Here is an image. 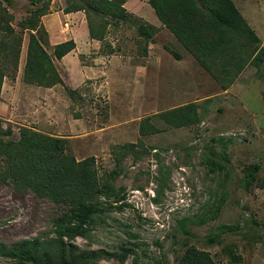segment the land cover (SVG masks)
I'll use <instances>...</instances> for the list:
<instances>
[{"label": "rangeland", "instance_id": "1", "mask_svg": "<svg viewBox=\"0 0 264 264\" xmlns=\"http://www.w3.org/2000/svg\"><path fill=\"white\" fill-rule=\"evenodd\" d=\"M235 1L263 39L264 0ZM238 2H246L247 12ZM65 3L53 0L48 12L63 9ZM138 4L128 0V11L136 12ZM33 7L28 0H12V25ZM81 17L85 21L84 13ZM55 18L51 14L40 20L39 29L60 30ZM78 23L76 18L74 28ZM67 29L58 34L66 36ZM164 33V39L159 34L155 38L158 47L168 41ZM173 40V48L184 51ZM26 43L27 34L14 79H3L0 128L9 127L11 139L22 127L66 137L77 160L93 156L99 177L116 168L112 182L124 188L122 204L95 215L88 236L75 238L79 250L113 251L123 245L134 250L123 264H175L185 246L194 245L209 251L217 264H264V187L258 186L264 184V83L253 66H246L225 94H214L211 76L191 56L177 62L155 45L154 54L150 49L144 55L136 28L117 22L107 25L101 44L94 41L89 50L80 49L79 59L69 56L61 66L53 58L65 86L75 89L69 94L61 85L46 88L23 81ZM100 45L123 61V67L105 66L98 57ZM51 47L44 44L49 54ZM162 55L170 69H156L154 61ZM193 100L201 117L196 124L171 127L155 115ZM148 115L157 132L142 135L139 121ZM127 143L140 152L137 158L121 155L120 146ZM250 173L256 179L246 186ZM60 210L0 183V247L52 236L51 220ZM221 224L239 228L221 230ZM99 263L120 264L115 259ZM0 264H11L10 259L0 255Z\"/></svg>", "mask_w": 264, "mask_h": 264}, {"label": "trees", "instance_id": "2", "mask_svg": "<svg viewBox=\"0 0 264 264\" xmlns=\"http://www.w3.org/2000/svg\"><path fill=\"white\" fill-rule=\"evenodd\" d=\"M11 1L0 0V89L5 77L14 79L27 34L23 81L46 88L61 85L72 94L75 90L65 86L53 58L60 59L71 51L74 42L57 43L49 54L44 48L46 31L39 29L40 17L48 13L52 0H28L34 7L16 22V27L12 25L14 16L8 10ZM64 1V12H84L89 37L100 42L104 41L108 24L127 22L133 25L146 54V45L155 30L146 21L132 16L123 6L125 0ZM147 3L161 24L211 76V83H215L213 86L217 89L214 94L229 89L248 65L255 68L254 74L264 83V47L232 0H147ZM105 16L112 19L111 23ZM169 52L179 59L174 51ZM155 115L171 127L196 124L201 118L195 100ZM151 116L139 121L140 134L157 132ZM10 134L9 127L0 128V183L10 186L16 194L29 192L46 199L61 210L51 220L52 236L21 239L8 247H0V255L9 258L11 264H100L101 259H115L123 264L127 256L133 254V248L121 245L113 251H82L74 241L76 237L88 236L94 227L95 215L103 214L115 203L121 202V205L125 199L124 188L112 182L118 174L117 169L99 177L94 157L77 160L63 136H52L28 127L20 128L16 139H11ZM134 146L133 143L121 145V155L131 153L137 158L140 152L135 151ZM255 179L250 173L245 185L249 186ZM258 186L262 188L264 184ZM233 228L239 227L220 225L221 230ZM175 264L217 262L209 251L188 245Z\"/></svg>", "mask_w": 264, "mask_h": 264}, {"label": "crops", "instance_id": "3", "mask_svg": "<svg viewBox=\"0 0 264 264\" xmlns=\"http://www.w3.org/2000/svg\"><path fill=\"white\" fill-rule=\"evenodd\" d=\"M25 1H27V0H25ZM137 1H139V4H138L139 7L137 8V11L136 12L128 11L129 10L128 7H127L128 0H125L123 6L124 7L126 6V8H127L126 10L132 16L137 17V18H140V19L146 21L148 25H150V26H152L154 28L155 32L151 36V40H149L148 43H147V45H146L147 52H148V50L150 52V49H151V51H153V54H154V49H156V47H158L156 45V43L154 42L156 36L159 34V37L158 38L164 39L165 38L164 31H166L168 33L167 36H169L168 37V41H164L161 44L162 46H160V47L162 49H164L167 52V54L169 56H171L177 62H182L187 56H191L187 51H185V49H184V51H182L179 48H176V49L173 48L172 45H174V42H175L173 40V37L174 36L171 34V32L168 30V28H166L164 25H162L161 22L157 19V17L155 16L152 8L148 5L147 0H137ZM52 2H53V0L51 1V4H52ZM232 2L234 3V5L238 9V11L240 12V8L237 6V1L232 0ZM239 6L241 7V9H244V11L247 12V9L248 8H247L246 2L244 4H240L239 3ZM50 9H51V6H50ZM83 13L84 12L81 11V10H77V11H74V12H64V10L60 8L56 12H53V13H49L48 12L47 14H45V15H43V16L40 17V20L42 22V20L45 17H47L48 15H51L52 14L53 16L56 17L55 19L57 20V23L60 24V30H63L62 23L66 22L67 25H68L67 35L66 36L63 33H61L62 35L61 34H58V31L60 32L59 27L57 29H55L54 26H52L51 28H46V32H47V42H49L52 47L55 44L60 43V42H63V41H66V40H72L74 42V48L71 51H69L68 53H66L65 55H63L60 59H56L57 65H61V66L65 65L66 59H68L69 56H75L77 59H79V55L78 54L80 53V49H85L86 47H88V50H89L90 47H91V45L92 44H95L94 41H97V42H99L101 44L100 41L95 40V39H92V38L89 37L86 19L84 21L83 20V17H81V15H83ZM240 13L242 15V12H240ZM76 18L79 19V22L80 23H78L77 26L74 28L73 21H75ZM84 18H85V14H84ZM245 20L248 23V25L251 27V29L257 35L255 29L253 28V24H250L246 18H245ZM262 22L264 23V17H263ZM54 23L56 25V22H54ZM50 24H52V23H50ZM81 25H82V28L80 29ZM259 39H260V42H261V46L264 47V38L263 39L259 38ZM154 45L156 47H154ZM160 47H158V48H160ZM171 50L174 51L176 55H178L179 59L176 58V56H174L172 53L169 52ZM82 53H84V52H82ZM98 54H99L98 57L100 59H103L105 61V66H108L109 67L110 65H112V66H115V67H118V68L123 67V65H122V62L123 61H121L119 59H114V55H111V54H108V53L103 52V47L102 46L98 50ZM162 59H163V55L162 56H159L158 59L154 61L155 65L157 66L156 69H159L161 71V68L163 66L167 67V69H170V67L169 66H166V63H164V61ZM146 61H147V59H146ZM66 65H69V64H66ZM71 65L73 66V64H71ZM245 70H246V68L241 73V75L245 72ZM103 73H104V69H103ZM241 75L239 76V78L241 77ZM236 83H237V80L233 83V86ZM55 87L56 86H54L53 88H55ZM227 91H228V89L226 91H224L223 93H226ZM182 104H184V103H182Z\"/></svg>", "mask_w": 264, "mask_h": 264}, {"label": "clouds", "instance_id": "4", "mask_svg": "<svg viewBox=\"0 0 264 264\" xmlns=\"http://www.w3.org/2000/svg\"><path fill=\"white\" fill-rule=\"evenodd\" d=\"M62 25H63V29L65 30V29H67L68 28V25H67V23L66 22H64V23H62ZM56 59V58H55ZM53 62H54V60H53ZM57 86V85H56ZM59 86V85H58ZM41 87V86H40ZM54 87V86H53ZM75 90V89H74Z\"/></svg>", "mask_w": 264, "mask_h": 264}]
</instances>
